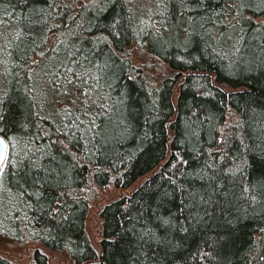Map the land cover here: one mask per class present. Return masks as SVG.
I'll use <instances>...</instances> for the list:
<instances>
[{
  "label": "trees",
  "instance_id": "trees-1",
  "mask_svg": "<svg viewBox=\"0 0 264 264\" xmlns=\"http://www.w3.org/2000/svg\"><path fill=\"white\" fill-rule=\"evenodd\" d=\"M0 134V264H264V0H0Z\"/></svg>",
  "mask_w": 264,
  "mask_h": 264
},
{
  "label": "rangeland",
  "instance_id": "rangeland-1",
  "mask_svg": "<svg viewBox=\"0 0 264 264\" xmlns=\"http://www.w3.org/2000/svg\"><path fill=\"white\" fill-rule=\"evenodd\" d=\"M103 202L104 199L100 201L98 200V202L93 204L92 209H90V212L86 220L88 233L95 241L99 239L98 231H97L98 210ZM34 245L35 244H28L26 246L19 247L17 245L11 244V241L7 240L6 238L0 237V252L12 258L14 262H21V263L27 262L32 255ZM48 253L51 256V259L55 262H61L63 264H73L71 262V259L64 251L48 250Z\"/></svg>",
  "mask_w": 264,
  "mask_h": 264
},
{
  "label": "water",
  "instance_id": "water-1",
  "mask_svg": "<svg viewBox=\"0 0 264 264\" xmlns=\"http://www.w3.org/2000/svg\"><path fill=\"white\" fill-rule=\"evenodd\" d=\"M7 151H8L7 140L2 134H0V167L5 161Z\"/></svg>",
  "mask_w": 264,
  "mask_h": 264
}]
</instances>
